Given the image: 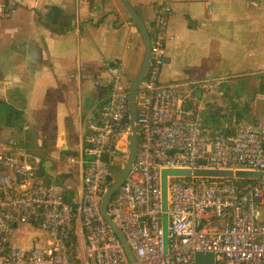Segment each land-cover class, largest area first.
<instances>
[{
  "label": "built area",
  "instance_id": "2783aa9c",
  "mask_svg": "<svg viewBox=\"0 0 264 264\" xmlns=\"http://www.w3.org/2000/svg\"><path fill=\"white\" fill-rule=\"evenodd\" d=\"M169 12L166 3L156 5L147 28L150 58L136 100L137 152L107 212L136 264H194L197 251L213 252L214 264H264V119L252 125L226 109L218 123H203L208 93L224 76L190 84L160 81L166 42L173 39ZM105 67L108 95L81 145L77 199L66 200L58 184L11 149L0 151V264H132L100 212L109 177L125 164L130 135L122 65L111 61ZM190 87L199 92L191 103ZM171 168L242 169L262 176L167 175L164 210L161 171ZM19 225L43 230L48 242L17 244L11 233Z\"/></svg>",
  "mask_w": 264,
  "mask_h": 264
},
{
  "label": "crops",
  "instance_id": "0c3cea01",
  "mask_svg": "<svg viewBox=\"0 0 264 264\" xmlns=\"http://www.w3.org/2000/svg\"><path fill=\"white\" fill-rule=\"evenodd\" d=\"M128 1L147 28L156 5L169 7L173 39L162 83L226 77L208 93L204 124L218 123L226 109L249 124L263 122L264 0ZM143 54L120 0H0V151L11 149L58 184L66 200L77 199L81 145L108 95L105 65L118 61L129 88ZM189 92L191 103L199 92ZM31 227L17 226L11 239L46 244L45 232Z\"/></svg>",
  "mask_w": 264,
  "mask_h": 264
},
{
  "label": "water",
  "instance_id": "95a60500",
  "mask_svg": "<svg viewBox=\"0 0 264 264\" xmlns=\"http://www.w3.org/2000/svg\"><path fill=\"white\" fill-rule=\"evenodd\" d=\"M124 9L126 10L129 18L138 28V31L142 38L143 43V60L138 70L136 76L132 80L129 88H128V120L130 125V135H129V151L125 161L124 166L121 168V171L117 175V177L111 181L109 187L107 188L103 199L100 205V212L103 218L112 226L115 231V234L121 241L123 248L125 250L126 256L130 263L136 264L135 259L132 255L130 247L126 241V238L120 228L114 223L112 218L107 212V206L120 187V185L125 180L131 166L134 163L137 146H138V135H137V126H136V100L138 96V87L144 76L146 68L149 63L150 58V37L147 26L141 20L139 15L136 13L134 8L131 6L128 0H120ZM188 107V106H186ZM104 160H107L106 156H103ZM203 163V162H202ZM40 174V173H39ZM167 175H176V176H207V177H221V178H237V179H252L259 178L262 176L261 171H251V170H231V169H207V168H195L193 170L186 168H171V169H163L161 171V188H162V208L166 209V176ZM111 178V177H109ZM163 216V221H164ZM194 264H214V253L211 251H197L194 254Z\"/></svg>",
  "mask_w": 264,
  "mask_h": 264
},
{
  "label": "rangeland",
  "instance_id": "374dc122",
  "mask_svg": "<svg viewBox=\"0 0 264 264\" xmlns=\"http://www.w3.org/2000/svg\"><path fill=\"white\" fill-rule=\"evenodd\" d=\"M120 171H121V168L120 167L117 166V167L114 168L113 173H112V177H111V181H113L117 177V175L119 174ZM164 216L165 217H164V221H163V227L165 229V226H166V215H164ZM29 229H31V231L33 230V232H36V233L41 232V231H39L37 229V227L36 228L31 227Z\"/></svg>",
  "mask_w": 264,
  "mask_h": 264
},
{
  "label": "trees",
  "instance_id": "16d2710c",
  "mask_svg": "<svg viewBox=\"0 0 264 264\" xmlns=\"http://www.w3.org/2000/svg\"><path fill=\"white\" fill-rule=\"evenodd\" d=\"M109 182H110V180L107 181V183H109Z\"/></svg>",
  "mask_w": 264,
  "mask_h": 264
}]
</instances>
